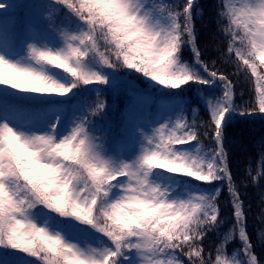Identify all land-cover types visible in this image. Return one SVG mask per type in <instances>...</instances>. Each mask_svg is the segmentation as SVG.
<instances>
[{"label": "snow or ice", "instance_id": "1", "mask_svg": "<svg viewBox=\"0 0 264 264\" xmlns=\"http://www.w3.org/2000/svg\"><path fill=\"white\" fill-rule=\"evenodd\" d=\"M204 7L0 0V264H264L228 149L264 122V0L210 5L232 73ZM244 179L264 188V137Z\"/></svg>", "mask_w": 264, "mask_h": 264}, {"label": "trees", "instance_id": "2", "mask_svg": "<svg viewBox=\"0 0 264 264\" xmlns=\"http://www.w3.org/2000/svg\"><path fill=\"white\" fill-rule=\"evenodd\" d=\"M204 7V18L202 21L197 22V28L199 31V43L202 49L205 50L204 58L206 60H217V66L226 73H232L235 71L234 65H228L223 63L219 59L218 48L222 47V38L216 31V25L214 22V13L210 5L215 0H200ZM186 58L190 57V53H186ZM235 79V77H233ZM241 83L237 87V92L247 87V83L240 77ZM138 86L143 87V84L138 82ZM94 98V97H92ZM112 102V98H109ZM124 98L118 97L114 99L113 111L114 114L122 108ZM264 137V122L257 119L254 123L250 124L243 130L239 128L229 129V141L228 149L231 161V168L234 173V178L240 182L243 181L242 187L244 188L245 206L249 209L248 215V230L253 237L254 242L257 245V252L264 251L260 247L261 232L264 231V218L261 213L264 212V188L258 186L257 183H249L244 177L247 175V170L250 166H257L259 162L260 141ZM255 175V172H253ZM227 189L223 191V197L221 199V206L225 209V215L230 217V213L227 209L230 208L228 201ZM231 228V224H225L221 229L222 233L228 231ZM219 238L216 234H212L207 241L208 244L214 245L219 242ZM235 243V242H234Z\"/></svg>", "mask_w": 264, "mask_h": 264}]
</instances>
